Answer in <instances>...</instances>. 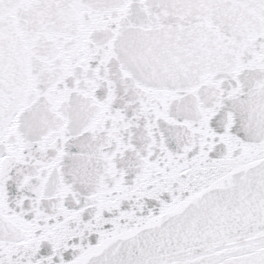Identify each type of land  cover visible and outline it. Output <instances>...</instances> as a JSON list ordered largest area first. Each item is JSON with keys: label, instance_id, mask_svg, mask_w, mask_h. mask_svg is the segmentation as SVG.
<instances>
[{"label": "snow or ice", "instance_id": "6c2138e0", "mask_svg": "<svg viewBox=\"0 0 264 264\" xmlns=\"http://www.w3.org/2000/svg\"><path fill=\"white\" fill-rule=\"evenodd\" d=\"M0 264H264V0H0Z\"/></svg>", "mask_w": 264, "mask_h": 264}]
</instances>
